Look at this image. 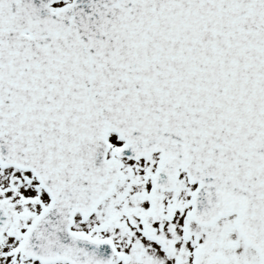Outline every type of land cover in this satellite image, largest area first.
I'll return each mask as SVG.
<instances>
[{
    "label": "snow or ice",
    "instance_id": "6c2138e0",
    "mask_svg": "<svg viewBox=\"0 0 264 264\" xmlns=\"http://www.w3.org/2000/svg\"><path fill=\"white\" fill-rule=\"evenodd\" d=\"M0 264H264V0H0Z\"/></svg>",
    "mask_w": 264,
    "mask_h": 264
}]
</instances>
